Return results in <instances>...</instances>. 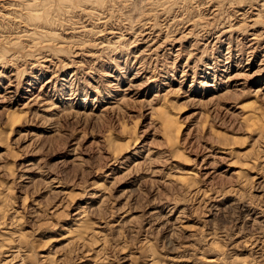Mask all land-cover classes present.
<instances>
[{
	"label": "rangeland",
	"instance_id": "1",
	"mask_svg": "<svg viewBox=\"0 0 264 264\" xmlns=\"http://www.w3.org/2000/svg\"><path fill=\"white\" fill-rule=\"evenodd\" d=\"M12 263L264 264V0H0Z\"/></svg>",
	"mask_w": 264,
	"mask_h": 264
},
{
	"label": "bare ground",
	"instance_id": "2",
	"mask_svg": "<svg viewBox=\"0 0 264 264\" xmlns=\"http://www.w3.org/2000/svg\"><path fill=\"white\" fill-rule=\"evenodd\" d=\"M53 1V0H52ZM61 1V0H60ZM44 2H45V0H44ZM46 3H50V1H46ZM47 7V6H46ZM47 11V10H46ZM45 11V12H46ZM47 15V14H46ZM33 18H38L37 16H35V15H32V19ZM39 18H42V17H40L39 16ZM44 19H46L45 17H44ZM229 90V89H228ZM228 90L226 91L227 93H228ZM259 91V90H258ZM125 92V91H124ZM157 93L155 94V97L154 98H157L158 96H159V94H158V90L156 91ZM226 92H224V94L226 93ZM127 93V92H126ZM226 93V94H227ZM33 94V93H32ZM31 94V95H32ZM125 94V93H124ZM229 94V93H228ZM135 95V94H134ZM218 95V94H217ZM222 96H223V94H221ZM221 95H218V96H213V98H211L210 100H209V103L210 104H214L213 102H215L214 101V99L215 100H219V97H221ZM126 96V94L124 95V97ZM137 97V96H136ZM218 98V99H217ZM222 98V97H221ZM220 98V99H221ZM40 98L38 97V95H36V96H32L29 100H30V102L29 103H26L25 104V106H29V104H31L30 106H37V104L39 103V100ZM124 100L125 99H123V97H121L120 99L118 98L117 99V103H115V105L117 104V106L116 107H118L119 105H121L123 102H124ZM46 102V101H45ZM125 103V102H124ZM47 104V103H46ZM33 106V107H34ZM39 106H41V105H39ZM38 106V107H39ZM115 106H111L110 108H112V109H114V108H116ZM160 108V107H159ZM163 108V107H162ZM164 110H165V108H163ZM163 109H161V111L163 110ZM30 110H31V108H30ZM157 110V109H156ZM160 110V109H159ZM164 112H166V111H164ZM164 112H162L163 113V116H162V118L164 119V125H165V129H166V131L167 132H171V129H172V127H176V126H174V119L171 117V116H168L167 115V113H164ZM35 112H33V114H34ZM27 114V113H26ZM36 114V113H35ZM258 121V120H257ZM182 128V127H181ZM128 129V128H127ZM176 129H177V127H176ZM182 131V130H181ZM178 136V138H179V136H180V127L178 128V130H177V133H176ZM139 140V139H138ZM179 141V140H178ZM137 138L132 142V143H134L133 145H131V147L132 146H135V145H137ZM177 142V141H176ZM178 143V142H177ZM121 145V144H120ZM124 146V145H123ZM129 146H130V144H129ZM128 146V148H130ZM120 148V147H119ZM144 148V147H143ZM133 149V148H132ZM131 151V150H130ZM121 152V151H120ZM139 152V151H138ZM124 153H129V151L128 152H124ZM128 155V154H127ZM118 156V155H117ZM121 156L119 155V158L118 159H121L120 158ZM124 158V157H123ZM111 159H113V158H111ZM115 159H117V158H115ZM120 161V160H119ZM118 161V162H119ZM113 163H115V162H113ZM120 163V162H119ZM137 164H139V163H137ZM30 167H31V165H30ZM29 167V168H30ZM147 182V181H146ZM72 200H74V199H72ZM85 209L83 210H81L80 212H78V213H76L77 215V219L75 220V223H74V228H69V230H68V232H69V235H72V234H74V233H76V232H78L80 229H81V227H84L83 226V223H84V220H85V216L87 215V211H86V207H84ZM84 231V230H83ZM75 235V234H74ZM82 236V235H81ZM81 238V237H80ZM79 238V236L77 235V236H75V237H73V239H72V241H70L72 244H76V245H78L79 243H80V239ZM97 240V239H96ZM172 244V243H171ZM170 244V245H171ZM3 248V247H2ZM14 258H15V256H14ZM12 260H14V259H12ZM9 261V260H8ZM12 262V261H11ZM10 263V262H9ZM13 264V263H12Z\"/></svg>",
	"mask_w": 264,
	"mask_h": 264
}]
</instances>
